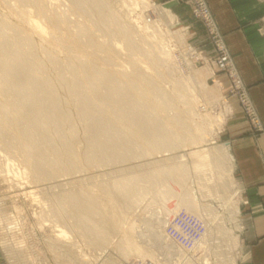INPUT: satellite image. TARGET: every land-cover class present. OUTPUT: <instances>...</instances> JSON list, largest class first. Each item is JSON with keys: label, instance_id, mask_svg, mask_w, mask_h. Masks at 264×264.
Segmentation results:
<instances>
[{"label": "bare ground", "instance_id": "6f19581e", "mask_svg": "<svg viewBox=\"0 0 264 264\" xmlns=\"http://www.w3.org/2000/svg\"><path fill=\"white\" fill-rule=\"evenodd\" d=\"M13 1L20 8L16 12L18 19L14 20L9 11L0 12V143L8 151L3 152L7 172L14 169L15 178L22 179L29 175L25 183H35L40 189L44 184L47 190L53 184L68 185L74 175L84 177L89 168L122 167L151 152L176 150L183 144L181 139L190 131L174 105L177 100L186 109L185 114L194 115L182 92L184 86L189 88L188 81L174 82L177 93L174 101L160 84L161 78L159 82L146 74L150 68L142 72V67L134 62L130 71L118 69L120 60L117 63L115 58L119 48L129 57L147 58L156 71L163 52H156L152 42L143 47L146 44L137 41L141 39L135 35L134 26L123 22L107 0H65L67 8L62 11L53 0ZM8 2L4 0L1 4L6 6ZM71 14H79L78 18L82 16L83 20L76 22L70 18ZM58 47L67 52L65 59L60 58ZM205 131L202 129L199 136L203 137ZM209 150L215 164L221 166L226 156L224 148ZM15 156L21 159L18 163L13 160ZM167 161L133 172L131 168L130 172L105 179V183L98 185L99 193L92 192L95 185L92 191L90 187L51 192L52 212H48L56 217L52 223L57 236L70 241V246H75L76 238H81L87 245L99 247L110 244L112 233L119 230L121 256H118L123 261L131 264L134 258L154 259L153 252L134 241L143 234L145 229L141 226L148 225L149 219H141L139 225L137 218H126L129 205L143 200L150 187H164L171 199L175 197L174 190L185 185L178 194L179 200L167 202L161 211L164 218H156V223L169 226L167 217L178 209L197 218L200 209L186 190L188 167L177 159ZM28 194L35 198L38 193L35 187H30ZM103 198L109 202L108 209L104 208ZM170 229L173 245L180 252L175 264H200L198 242L183 245L178 228L171 224ZM62 243L68 247L66 242ZM78 257L89 262L88 254L83 251Z\"/></svg>", "mask_w": 264, "mask_h": 264}, {"label": "rangeland", "instance_id": "374dc122", "mask_svg": "<svg viewBox=\"0 0 264 264\" xmlns=\"http://www.w3.org/2000/svg\"><path fill=\"white\" fill-rule=\"evenodd\" d=\"M3 1L0 0V12L5 14L9 11L10 16L14 20L18 19L16 12L20 8L15 5L13 0H9L6 6L1 4ZM53 1L56 3L55 7L58 10L61 8L60 10L62 11V9L65 10L67 8V1ZM179 1L184 7L180 10H176L156 0H107V3L116 10L123 22L127 24L131 23L130 25L132 27L134 26L133 28L136 30L135 35L141 39L137 41L145 44L152 42V47L156 52H163L160 54V59L158 58L157 62L159 66L157 65L158 71H156L147 58L129 57L125 50L119 48L116 50L118 51V56L116 55L115 58L117 63V60H120L118 69H126V71L129 69L130 71L133 68L134 62L138 63L139 65L135 64L140 68L142 67V72L150 68V71H147L146 74L157 80L161 78L162 81L160 79L158 81L163 82V84L161 82L160 84L173 99L177 95L174 89V82L183 81L187 83L188 81L189 88L187 89V86H184L182 92L189 101V107H192L194 115L185 114L186 109L174 99V108L182 113L181 116L187 125L186 129L190 131L189 135H185L184 139H181L184 142L183 144L182 142L180 143V149L177 148L176 150L158 153L151 152L154 156L150 153L148 154V156L150 155L149 157L146 156L142 159L132 160L133 162L130 161L132 164L130 162L124 163L125 166L122 164V167L120 165L114 166L115 169L111 165H108V167L101 166L99 169L96 168L97 170L89 168L87 175L81 177L82 179L74 175L68 185L53 184L47 190H45L46 186L42 184L41 187L43 190L35 183H25V181L29 180V175L26 179H22V177L15 178L12 173L14 169H11L10 172L6 171L7 167L5 168V166L7 161L4 156L8 151L4 149L3 145L2 148L0 143V147L2 148H0V159H2L0 160V173L1 171L3 172L0 174V209L2 210H0V264H114V262L115 264H127V261H123L119 257L121 256L119 249V237L121 234L119 230L112 233L110 244L99 247L87 245L81 238H76V245L70 246L68 244L70 241L58 237L57 228L52 223L56 217H52V213L51 215L49 213L52 212L50 201L51 192L55 193L64 189L89 190L90 187L92 191L95 185L97 187L92 192L99 193L98 185L105 183L106 180L108 181L113 176L118 177L120 172L138 171V169H143L144 167L168 162L167 159L169 161L177 159V161L179 160L189 169L186 190L191 194V197L194 196L193 198L199 205L200 209L196 215L198 216L196 219L205 227V233L198 241L200 245L197 255L198 262L200 261V264H234L238 250L237 218L240 216L241 197L240 191L232 176L231 166L229 165L230 158L226 146L221 145L218 140L221 132L224 130L227 119L235 113L236 103L244 114L245 112L238 96L233 93L234 84L233 78L230 75L231 69L229 67L221 68L218 65L217 59L219 57V51L216 47V42H214L206 26L196 16L192 1ZM11 2L12 7H10ZM78 15L71 14L70 18L72 17L71 19L76 22H81L83 17L78 18ZM100 33H97V35ZM96 40H100V38ZM224 45L227 48L225 41ZM147 46V44L145 46L143 44V47ZM58 49L61 52L60 58L65 59L68 56L67 52L63 48L58 47ZM186 89L189 94L186 92ZM245 117L247 118L246 114ZM193 129L200 132L197 131V133L196 130L194 132ZM202 129L207 130V132L205 131L207 135L204 134L203 137L199 136L202 133ZM212 148H224V154L226 156L225 159L221 160V166H217L213 157L207 152L209 149L212 150ZM16 158L18 157L15 156L14 159H11L18 163L21 159ZM136 161L139 162L137 163ZM116 172L118 173L116 174ZM9 173H12L11 176ZM105 174L108 176L105 177ZM63 180L61 179V181ZM184 186L175 189V197L171 199L166 196L164 187L159 185L150 187L148 193L144 195L143 200L129 205L128 210H126V218H137V220H140L138 221L139 225L142 224L143 219H149L147 223L151 224L141 226L143 231L145 229L143 232L144 235L142 234L140 238L135 237V243L141 245L144 250L153 252L155 256L154 259L147 257L144 260L134 258L131 264L139 259V261H143L146 264L176 263L177 256H180V252L173 245L174 241H172V236L170 235L172 233L170 225H174L175 222L173 221L177 218H192L193 216L188 212L180 213L181 211L179 209L175 210L171 217H167L169 226L163 222L156 223V218H164L161 211H164L167 202L179 200L178 194L183 190ZM30 187H35L38 193L35 195V198L34 196L30 197L28 194ZM103 203L106 205L104 208L108 209L109 202L104 199ZM139 206L140 208L137 209ZM136 210L140 216H138ZM38 215L40 216L38 217ZM133 215H136V217ZM44 219H47V221L45 222ZM112 222L109 219V224H112ZM180 240L183 242V239ZM62 242H66L68 247ZM60 247L63 250H60ZM104 247L105 249L103 250ZM81 251L88 254L89 262H85L81 257H78ZM71 256L74 262L70 258ZM32 261L33 263H31Z\"/></svg>", "mask_w": 264, "mask_h": 264}, {"label": "crops", "instance_id": "0c3cea01", "mask_svg": "<svg viewBox=\"0 0 264 264\" xmlns=\"http://www.w3.org/2000/svg\"><path fill=\"white\" fill-rule=\"evenodd\" d=\"M156 1L184 8L179 0ZM206 2L263 127L253 129L236 103L218 140L241 197L234 264H264V0Z\"/></svg>", "mask_w": 264, "mask_h": 264}, {"label": "built area", "instance_id": "2783aa9c", "mask_svg": "<svg viewBox=\"0 0 264 264\" xmlns=\"http://www.w3.org/2000/svg\"><path fill=\"white\" fill-rule=\"evenodd\" d=\"M193 3V8L196 16L200 19V21L206 26L211 37L216 42V47L219 51V57L217 59V63L221 68L229 67L230 75L233 78L234 89L233 93L238 96V99L242 105V108L249 120L250 125L256 131H261L263 129L262 124L260 122L258 113L256 108L254 107L246 86L243 84L241 78L239 77L234 65L231 56L228 53L227 48L224 45L223 36L218 29V26L214 20V17L211 13L210 8L207 5L206 0H191ZM173 222H175V226L182 234L183 245H192L198 242L203 234L205 233V227L203 224L196 218H177ZM133 264H146L143 261H135Z\"/></svg>", "mask_w": 264, "mask_h": 264}]
</instances>
